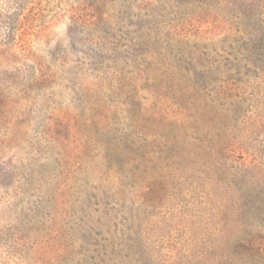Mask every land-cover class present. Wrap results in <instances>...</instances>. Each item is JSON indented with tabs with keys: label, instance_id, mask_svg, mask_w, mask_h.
<instances>
[{
	"label": "rangeland",
	"instance_id": "rangeland-1",
	"mask_svg": "<svg viewBox=\"0 0 264 264\" xmlns=\"http://www.w3.org/2000/svg\"><path fill=\"white\" fill-rule=\"evenodd\" d=\"M0 264H264V0H0Z\"/></svg>",
	"mask_w": 264,
	"mask_h": 264
}]
</instances>
